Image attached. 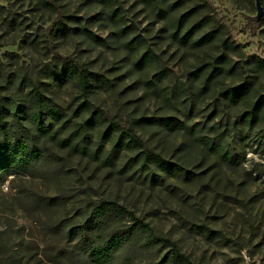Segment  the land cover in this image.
I'll return each mask as SVG.
<instances>
[{
  "label": "rangeland",
  "instance_id": "1",
  "mask_svg": "<svg viewBox=\"0 0 264 264\" xmlns=\"http://www.w3.org/2000/svg\"><path fill=\"white\" fill-rule=\"evenodd\" d=\"M157 1L161 15L144 0H118L123 19L119 30L125 29L120 33L92 0H49L58 15L40 0H0V6L22 23L15 29L0 24L4 96L21 103L24 76L50 82L44 70L57 62L47 52L45 36L58 18L72 29L53 38L50 49L88 70L91 104L131 126L167 161L194 174L186 179L168 177L162 186L135 172L129 163L132 155L123 151L113 166H103L45 141L52 164L8 174L0 183V245H4L0 264H75L63 229L78 225L90 202L99 200L125 206L157 235L174 242L193 264H264V152L259 138L264 124L239 127L229 139L233 151L241 155L233 167L194 139L212 138L210 127H229L246 109L245 102L222 99L225 88L245 79L251 83L249 101L264 94V73L246 64L252 57L264 61V1L258 18L254 0H182L178 5L180 0ZM169 5H176L175 10L164 13ZM195 6L197 11L191 13ZM187 13L191 15L185 28L202 20L210 24L196 38L214 28L220 40L201 48L174 42L167 24ZM136 38L144 46L139 51L136 44L128 46ZM223 41L235 49L225 50ZM145 47L151 61L137 68L133 62ZM217 56H223L224 65L213 62ZM221 66L222 71L215 73ZM146 82L158 91H151ZM51 97L67 115L78 104L71 84L55 88ZM83 117H70L66 126L56 125L54 130L60 138H68L71 127ZM163 118L184 123L197 135L151 122L132 125L134 119ZM96 141L94 132L88 147L95 152ZM108 149L109 144L103 143L98 153ZM165 252L156 246L147 256L160 258Z\"/></svg>",
  "mask_w": 264,
  "mask_h": 264
},
{
  "label": "trees",
  "instance_id": "2",
  "mask_svg": "<svg viewBox=\"0 0 264 264\" xmlns=\"http://www.w3.org/2000/svg\"><path fill=\"white\" fill-rule=\"evenodd\" d=\"M92 1L102 8L107 19L114 23L120 33L125 32V29L119 30L123 19L120 15L118 0ZM40 2L43 7L58 15L57 7L49 0H40ZM181 2L182 0L176 5ZM144 3L149 5L153 12L156 11V15L163 13L157 0H144ZM176 5H169L164 13L174 11L173 7ZM192 9L191 13L197 11L196 6ZM191 13L168 22L167 29L172 30L170 38L174 42L181 46L201 48L220 40L218 31L214 28L198 38L195 37V34L202 28L210 25L206 20L199 21L190 28H185L187 24L184 23ZM0 24L15 29L22 23L14 15H10L4 6H0ZM71 29L67 24L55 18L45 36V42L48 44L47 52L57 62V66L51 65L44 70L47 80L50 82L42 83L29 76H24L20 87L25 88L26 93L21 96V103H17L11 96H4L0 86V183L4 181L3 177L8 174H21L25 171H33L45 164H52L44 145L45 141H51L55 146L83 157L100 161L103 166H113L119 157V152L123 151L125 154L132 155L129 158V163L134 165L135 172L146 180L162 186L165 185L168 177L193 178L194 174L187 172L184 167L170 163L161 153L149 148L131 126L118 123L99 107L91 104L89 97L92 86L88 70L69 57H62L50 49L53 38L63 35ZM140 43L141 40L136 38L132 42H128V46L136 44L139 51L144 47ZM221 45L225 50L235 49L226 41L221 42ZM151 57L147 48L144 54L133 62L134 66L139 68L146 62L150 63ZM213 62L224 65L223 56L215 57ZM246 64L251 67V70L264 73L263 60L252 57ZM221 71L222 66L214 70L215 73ZM97 80L95 79V81ZM101 82L104 83V81ZM67 84H71L75 89L78 101L70 115L65 114L51 97L55 88ZM146 84L151 91H158L152 83L146 82ZM250 93L251 83L245 79L240 84L225 88L220 92V97L231 104L245 102L246 109L229 127L226 125L210 127L213 133L212 138L208 136L194 137L197 133L193 128H188L186 124L172 119L163 118L151 121L134 119L132 125L151 122L164 129L176 128L186 131L208 152L214 153L224 164L233 167L238 163L241 155L238 156L233 151L234 148L229 139L238 131L239 127L251 129L264 124V94L259 93L256 100L249 101ZM84 115L86 117L81 118L80 122L71 127L68 138H60L58 131L54 130L56 125L66 126L70 117ZM94 132L97 136L96 152L88 147L92 143ZM259 132L264 152V125ZM103 143H108L109 149L104 153H98L102 149ZM102 154H104L103 157H101ZM88 209L86 216L81 219L78 225L66 226L63 229L64 236L72 244L68 249V254L73 263L133 264L141 261L142 264H193L188 256L181 253L174 242L157 235L148 223L116 201L90 202ZM206 233L209 236L208 231ZM156 246L160 253L166 250L165 254L160 258L156 256L154 259H149L147 255ZM0 248H4V245H0Z\"/></svg>",
  "mask_w": 264,
  "mask_h": 264
},
{
  "label": "water",
  "instance_id": "3",
  "mask_svg": "<svg viewBox=\"0 0 264 264\" xmlns=\"http://www.w3.org/2000/svg\"><path fill=\"white\" fill-rule=\"evenodd\" d=\"M254 3H255V9H256V12H257V17H260L261 16V13H262V9H261V0H254Z\"/></svg>",
  "mask_w": 264,
  "mask_h": 264
},
{
  "label": "built area",
  "instance_id": "4",
  "mask_svg": "<svg viewBox=\"0 0 264 264\" xmlns=\"http://www.w3.org/2000/svg\"><path fill=\"white\" fill-rule=\"evenodd\" d=\"M2 189H3V190H7V187H6V186H2Z\"/></svg>",
  "mask_w": 264,
  "mask_h": 264
}]
</instances>
